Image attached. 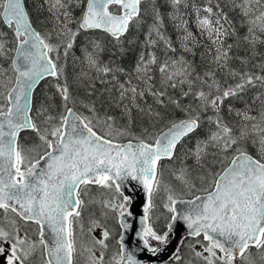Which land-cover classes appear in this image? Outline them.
I'll list each match as a JSON object with an SVG mask.
<instances>
[{
	"label": "snow or ice",
	"instance_id": "obj_1",
	"mask_svg": "<svg viewBox=\"0 0 264 264\" xmlns=\"http://www.w3.org/2000/svg\"><path fill=\"white\" fill-rule=\"evenodd\" d=\"M170 3L178 45L166 34L155 0H42L36 7L47 13L45 21L33 20L26 0H0L5 264H32L37 253L40 264H156L142 254L158 260L180 224L185 235L164 264H264V0H208L196 8V32L178 11L189 6L186 0ZM146 15L151 24L142 50L125 69L126 45L137 43L130 29L140 31ZM44 23L52 27L38 30ZM95 31L110 38L111 48L89 37L82 50L87 71L76 79L85 102L70 90L64 69L77 37ZM47 77L54 78L61 105L54 108L46 97L34 110V90ZM249 92L260 107H235ZM27 131L30 145L21 142ZM165 161L177 165L169 172L179 191L162 184ZM132 181L144 195L137 249L110 227H130L134 197L125 189ZM92 186L107 198L95 200ZM161 190L167 215L157 229ZM97 203L99 214L92 211ZM22 224L35 225V238Z\"/></svg>",
	"mask_w": 264,
	"mask_h": 264
},
{
	"label": "trees",
	"instance_id": "obj_2",
	"mask_svg": "<svg viewBox=\"0 0 264 264\" xmlns=\"http://www.w3.org/2000/svg\"><path fill=\"white\" fill-rule=\"evenodd\" d=\"M186 2L189 6L185 8L182 5L178 9V11L180 14H182L184 16V18H186L187 21H189L188 26L189 25L193 26L195 24L194 20H195L196 8L205 7L208 4V0H186ZM213 2H215V0H213ZM39 3H41L40 0H26L28 10L32 14L33 20L36 21L37 18H39L40 21H45V17L47 16V13L44 12L43 14H41L37 10L36 6ZM155 3L159 7L161 13L165 15L164 26L166 29V34L169 37H171L174 44L178 45L179 44V35L181 33H180L179 29H177L175 26L176 22H174L169 16V14L173 10L172 5L170 3V0H155ZM141 7L143 10L145 7H149V6L142 4ZM74 15L79 16L80 10L77 9L76 12L74 13ZM150 24H151L150 15H146L145 16V22H144L140 31H137L136 29H130V39L136 40L137 43L135 45H126V48H128L130 50V53L125 55L121 59V66L124 67L125 69L131 70V68L134 66V64H135V62H136V60L140 54V51L142 50V47H143V40L145 38L144 33L146 32V30ZM36 26H37L38 30H41V28H44L45 30H47V29H50L52 27V25L50 23L37 24ZM72 26L75 27V25H72ZM192 29L194 32H196L195 25H194V28H192ZM239 31H240L241 35H243L246 30L243 28H240ZM94 33H99L101 35L100 36L101 41L103 43H105L109 48H111L110 38L107 37L102 32L95 31V32L88 33L87 35L82 33L80 36H78L77 41H76V45L74 46L73 52L71 51V53H74L75 55H77V57H82V54H83L82 50H83L85 44L87 43L88 38L91 37V34H94ZM228 42L232 43L233 41L229 40ZM261 48L259 50L264 52V47H261ZM243 54L244 53L242 51L239 52V55H243ZM102 58L105 61H107L109 59V56L106 53ZM81 61H82V59H81ZM81 61L74 62L73 60H71L68 64L66 70H65V73L67 75V80H68V83L70 86V90L73 91V93L77 96L78 100L84 99L86 102V97L84 96L83 87H82L81 83L79 81H77V79H76V77L79 75L81 70H84L83 64L81 63ZM54 83H55V80H54V78L51 77V78L44 80L39 85V87L36 89L35 94H34V104H33L34 110L36 108H39L41 103L45 102L46 97L50 99L54 108L61 105L60 97L56 93L55 88L53 87ZM46 87H48L47 90H46ZM77 110L82 112V113L85 112L83 107H81L79 104H77ZM52 114H55V112H53ZM133 131L136 133H139L140 125L137 124L133 128ZM33 139H34L33 134L30 131H27V132H24L21 134V142L26 144V145H30L33 142ZM188 146L191 147V142H189ZM163 163H164L165 167L163 170V176L161 178L162 183H164V182L168 183V184L172 185L174 188H176L177 191H179L180 189L178 187V182L171 176V174L169 172L170 168H174L177 165L172 164L171 162H167V161H165ZM189 163H191V161H189ZM99 190L100 189H98L96 186H92L91 190H90V194H96V193H98ZM183 197L190 198L186 192L183 194ZM159 200H160V194L157 193V195L155 197V203H156L157 207L153 213L154 227H156L157 229L163 228V225L165 223L164 216L167 215V210L164 209L162 206H159ZM161 207H162V210H160ZM164 211H166V212H164ZM156 217H159V219H156ZM118 231H120V228H118Z\"/></svg>",
	"mask_w": 264,
	"mask_h": 264
},
{
	"label": "water",
	"instance_id": "obj_3",
	"mask_svg": "<svg viewBox=\"0 0 264 264\" xmlns=\"http://www.w3.org/2000/svg\"><path fill=\"white\" fill-rule=\"evenodd\" d=\"M42 81H40V83L36 86L34 93L36 89L39 87V85L42 83ZM34 93H33V100H34ZM132 185H136V182L135 181L131 182V185H129V187L125 189V194L132 195L134 197V204L132 206L133 215L131 217H127V222L130 227L127 230L121 229V232H123L124 240L127 243L128 247L130 249H137L143 246L140 237L137 236L136 233H138L143 227V225L140 222V217L143 214L142 202L144 200V195L141 186L136 185L135 188L133 189ZM183 198L188 199L185 197ZM172 235L173 238L171 239L170 244L166 247V250L162 251L159 254L158 260L157 258L152 257L151 253L142 254V258L145 259L146 261L156 260V263H160V264H163L165 261H168L171 253L176 249V247L179 246V241L181 237L185 235V228L183 224L178 225Z\"/></svg>",
	"mask_w": 264,
	"mask_h": 264
},
{
	"label": "rangeland",
	"instance_id": "obj_4",
	"mask_svg": "<svg viewBox=\"0 0 264 264\" xmlns=\"http://www.w3.org/2000/svg\"><path fill=\"white\" fill-rule=\"evenodd\" d=\"M41 2H42V0H40ZM186 19V18H185ZM189 22V21H188ZM194 23H195V20H194ZM195 25V24H194ZM194 25L193 26H188V28H189V30L190 31H193V29L192 28H194ZM4 30H6L7 31V29L5 28ZM194 32V31H193ZM100 34L99 33H94V34H91V38H93V39H95V38H97V37H99L100 38ZM262 49V48H261ZM149 50H151V49H149ZM72 52H73V50H71ZM261 52H263V51H261ZM82 53H83V51H82ZM159 54V53H158ZM81 59H83V54H82V57H77V55H75L74 53H71L70 52V54H69V57L67 58V61H66V63H65V69H64V75L67 77V75H66V73H65V70H66V68H67V66H68V64H69V62L71 61V60H73L74 62H79V61H81ZM5 67H7V64H5ZM83 68H84V70L86 69V67H85V65L83 64ZM87 70V69H86ZM85 70V71H86ZM69 84V83H68ZM70 87V86H69ZM48 89V87H46V90ZM254 95V92H249L248 93V95L247 96H245L244 97V100L243 101H234L233 103H234V105H235V107H237V108H243L244 107V105H245V102H247L248 104H250L251 105V107L253 108V109H258L259 107H260V103H261V101L259 100V99H257V100H255V101H253L252 99H251V97ZM71 105V104H70ZM69 105V106H70ZM84 114H87L86 112H84ZM211 113H209V115H210ZM226 119H228L229 117H225ZM205 131H207V125H205V128L202 130V131H199L198 132V135L199 136H203V134H204V132ZM163 185H166V186H170V187H173L172 185H170V184H168V183H162ZM98 188V187H97ZM98 189H100V188H98ZM95 193V192H94ZM158 194H160V200H159V206H162L163 205V203H165V202H167L166 201V196H167V193H165L163 190H161L160 191V193H158ZM95 200H97V201H100V200H102V199H106L107 198V193L105 192V190H103V189H100L99 191H98V193H96V194H90ZM99 210H100V204L99 203H97L96 205H94L93 207H92V211L93 212H96L97 214H99ZM160 210H162V207L160 208ZM164 212H166V211H164ZM86 221H87V217L85 218V226H87V223H86ZM22 226V229H24V230H28L29 231V235L30 236H33V238H35V232H36V227H35V225H24V224H22L21 225ZM110 227L112 228V230H113V233H114V236L116 237V239H118V236H119V234H120V231H118V227L115 225V223L114 222H110ZM121 230V229H120ZM95 235H99V231L97 230L95 233H94ZM173 238V235L170 237V240ZM115 245H116V240L115 239H113L112 241H111V247H112V249L114 250L115 249ZM181 251H182V253L187 257V255H188V253H187V249L186 248H181ZM253 251H255L254 249H253ZM107 258V257H106ZM0 264H5V261H4V257H2V256H0ZM32 264H40V258H39V253H37V256L36 257H34L33 258V261H32ZM81 264H83V260H81Z\"/></svg>",
	"mask_w": 264,
	"mask_h": 264
}]
</instances>
